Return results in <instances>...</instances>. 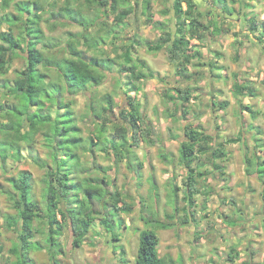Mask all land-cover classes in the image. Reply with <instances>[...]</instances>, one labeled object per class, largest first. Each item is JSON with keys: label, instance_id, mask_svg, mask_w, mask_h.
Returning a JSON list of instances; mask_svg holds the SVG:
<instances>
[{"label": "rangeland", "instance_id": "rangeland-1", "mask_svg": "<svg viewBox=\"0 0 264 264\" xmlns=\"http://www.w3.org/2000/svg\"><path fill=\"white\" fill-rule=\"evenodd\" d=\"M16 1L20 0H12L9 7L5 9L3 8V0H0V16H5L7 12L17 14L18 11L14 5ZM40 1L41 4L47 3V0ZM62 1L60 0V4L63 3ZM155 1L156 3L152 5L153 8L157 10L158 8L161 10L164 8L171 9L169 0ZM222 2L224 1L199 0V6L203 13L202 17H199L200 21L204 24H210L209 27L211 24L218 26V31L225 28L226 31L231 29V32L233 28L235 29V26L233 27L230 21L235 19H241L240 24L246 21L251 25L253 18L256 22H264V0H227L229 6L227 11L232 14L224 12V8L221 6ZM130 4L136 7L137 12L144 10L145 14L146 11H151L146 6V0H131ZM76 5H78L76 8H80L82 12L79 18L87 23L89 22L90 28L86 30L82 26L73 23L61 25L57 21L63 19L62 17L53 16L51 11L44 12L41 26L46 36L40 41L39 48H42L46 57L52 53L53 57L60 60L69 55L66 50L68 40L75 36L78 37L80 32H88L90 36L98 38V48L88 50L84 44L80 47L86 50L89 56H97L100 59L109 57L115 49L109 40L113 23L116 22L114 20L115 13L111 8L102 7L101 4L89 7L84 0H80ZM218 6L220 7L218 8ZM47 8H52L54 13L58 11V8L49 5ZM161 10L157 13L160 14L163 20L165 19L164 21H167V26L170 25L171 27L172 20L175 23L173 15L171 13L170 15L163 14ZM221 22H225L227 25L220 27ZM0 29L7 30V22L3 23ZM13 30L16 35L21 34L22 25L13 26ZM239 33L240 37H244L246 30L241 28ZM230 34L232 35V33ZM234 34L236 37L238 36V32ZM231 35L219 40L220 43H218V35H216L212 52H209L207 48L208 39L206 37L201 40V43L191 45L197 49L200 46L203 55L191 61L188 71V74L191 75L189 79H183L176 74L178 63L170 60L167 47L162 48L160 51H149L147 47L143 46L137 59L141 60V57L146 55H149L150 58L144 66L143 63L134 61L139 72H146L148 76L151 73H158L160 76L155 75L153 79L150 77L141 80L140 91L128 93V90L124 89L126 86L120 83L118 74L120 67L114 65V74H108L103 84L85 87L76 95L68 96L65 99V101L74 100L72 108L75 112V124L79 128L78 135L82 138L80 147L76 149V152L80 155L82 165L78 166L74 163L72 169L74 172H79L72 175L75 178L78 176V178L72 181L71 184L76 186L75 188L80 185L85 190L89 185L103 186L101 181L105 178L110 185L108 190L115 192L118 189L124 200L132 205V210L126 213L116 212L111 206V198L108 197V204L102 205V202L94 204L95 209L99 212V218L104 216L100 215L101 213H106L103 218L115 217L116 219L115 229L113 231L109 230L104 239L110 241L106 250L110 255L113 256L115 251L119 254L121 249L119 245L111 247L112 234L123 236L127 226V231L130 234L138 233L139 237L142 230H155L160 240L159 253L160 256L165 257V264H247V262L249 264H264V185L256 176L246 175L243 166L245 163L241 151V142H237L236 145L230 142V145H228L230 136L241 137L244 130L247 132V126L243 125L239 118L242 99L237 96L235 83H239V78L234 73L244 72L248 65L247 60L252 56H261L258 60L254 58V60L249 61L254 69L259 66L258 64L264 65V45L259 41L249 44L248 41H244V38H242L241 46L238 49L235 47L237 45H234L231 41L234 38ZM49 43L52 45L49 46ZM237 49L239 50L238 53ZM193 52L195 51L192 50ZM246 52L251 56L247 55ZM210 53L214 59L212 60L214 67L208 66L207 56ZM112 56L118 59L115 55ZM25 57L26 53L22 52L15 57L6 74L0 73V102L3 104H12L16 101L10 92L9 85L13 83L18 72L24 68L26 64ZM215 58L220 59V61H216ZM119 61L123 63L124 59L119 58ZM41 68L50 80L57 77L54 68L52 70L46 67ZM225 74L227 76L224 78L220 76ZM4 82L8 85L4 86ZM259 85L260 91H264V83H259ZM173 86H182L191 90L186 119L182 114L178 113L176 115L175 103L167 100L164 96L167 91L166 87L169 90L171 89L170 94L176 95V90L172 89ZM126 93L131 95L132 102H140V111L143 113L150 131L145 139L139 136L141 139L139 145L131 146L132 139L131 137L128 138L127 148H131L133 152L135 151L138 154L139 160L134 162L142 161L143 169L139 166L134 167L130 163L129 159L132 156L130 158L123 157L114 162L113 155H108L102 150L105 139L113 136L115 124L123 123L127 127L129 125L128 119H124L121 115V110H130L128 109L130 98L127 97ZM106 95L113 97L114 110L111 112L112 120H107L103 129L100 125L103 120L97 117L94 111L108 106ZM225 102L228 103L224 104ZM64 110L61 109L60 112L62 113ZM261 110L263 111V109ZM172 113L175 115H171ZM0 119L3 120L4 118L0 117ZM63 119H65L63 116L59 118L60 121H63ZM3 121H6V119ZM260 122L264 128V120ZM185 124L212 133L217 139L216 141L210 140L208 144L214 146L217 143H222L225 146L224 149L227 148L232 154L231 156L225 155L216 161L222 167L223 165L227 166L226 168L223 167L225 171L214 167L211 154H202L195 161L194 166L198 164L196 169L204 172L197 176L198 189L202 193L196 196L193 208L196 223L185 219V213L187 212L183 197L188 170L182 165L180 159V144L186 138L183 128ZM251 128L253 126L249 129ZM252 134L253 132L249 133L247 137L249 156L253 155L255 149ZM73 135L76 134L73 133ZM94 136H97L94 141L99 140L100 142L98 145L91 146L90 138ZM261 138L264 144V134ZM23 145L25 149L24 157L26 158L21 161L15 162L9 159L8 163L2 164L0 158V246L2 247L0 264H14L20 256L18 252L13 250L19 247L21 227L17 225L15 228H8L5 221L7 214H15L17 211L13 204L14 201L10 199L8 194L9 191L12 192L8 178L17 176L21 170H29L33 176L34 199L38 201L39 207L45 212L44 189L47 170L36 164L32 156H39L41 160L49 162L52 166L55 164L42 132L36 134L31 147H28L27 144ZM90 147L93 148L91 152L88 150ZM262 149L264 151V147ZM123 150L125 149L123 148ZM260 154L259 156L264 157V152ZM123 155L125 154L123 153ZM70 158L73 159L72 156ZM86 168L88 169L86 170ZM143 170L145 174H143ZM134 174H137L138 182L134 179ZM88 178H94V181H89ZM176 185L180 187V190H176ZM211 188L212 191L215 190L217 193L214 196L206 193ZM247 190L249 191V197L248 204L245 206L244 199ZM104 199H101V201H104ZM103 207L106 209L105 211H102ZM123 217H128L126 219L127 223ZM184 221L187 223H184ZM161 223L169 224V226L163 228ZM96 224H94L95 228H97ZM34 225L33 240L40 241L42 246H47L46 236L37 231L40 228L46 230L47 225L43 219H36ZM193 228L196 229V233L199 235L197 241ZM103 232L106 233V231ZM86 239L81 246L75 247L72 232L67 225H64L63 235L59 240L66 252L58 255L56 259H52L50 251L46 247L38 249L39 246L34 245L27 254L32 260L29 264H112V261H108L105 258L106 256L104 259L99 251L100 246L98 243L102 241V236L97 238L93 231H89V236ZM139 242L140 239L137 238L136 242L135 237L133 246L131 242L127 243L126 256L127 261L131 264H135ZM247 248L252 251L249 256ZM231 251H238L235 254V263L228 260V253ZM173 254L176 257L175 259ZM116 260L118 261L115 262L116 264H126V261L121 262L119 255Z\"/></svg>", "mask_w": 264, "mask_h": 264}, {"label": "trees", "instance_id": "trees-1", "mask_svg": "<svg viewBox=\"0 0 264 264\" xmlns=\"http://www.w3.org/2000/svg\"><path fill=\"white\" fill-rule=\"evenodd\" d=\"M11 1L3 0V8H8ZM79 1L63 0V3L60 4V0H47V3L41 4L40 0H20L14 3L15 9L18 11L17 14L7 12L5 16H0V28L3 23L7 22L8 24L7 30L0 29V73L6 74L12 66L15 57L22 52L26 53L24 68L18 72L13 83L9 85L10 92L16 101L12 104L0 102V117L6 119V121L0 119V158L2 164L8 163L9 159L19 162L26 158L24 157L25 149L23 144L31 147L36 134L39 132L43 133L46 146L49 148L51 157L55 160V164L52 166L49 162L41 160L39 156H32L36 164L47 170L44 189V197L46 199L45 212L39 207L38 201L34 199L33 176L29 170H21L17 176L8 178L12 188V192L9 191L8 194L10 199L14 201L13 204L17 211L15 214L6 215V226L9 228H15L17 225L21 227L19 247L13 250L18 252L20 256L14 264H29L32 262L27 254L34 245H38V249L46 247L50 251L52 259L64 254L66 251L59 240L63 235L64 225H67L72 232L73 245L75 247L83 244L91 226L97 220L101 221L100 225L107 231H113L116 225L115 217L103 218L106 213H101L100 215L104 216L99 218V212L94 207L96 202H102V205H106L108 204V197L111 198V206L116 212L129 213L132 210V205L124 200L118 189L115 192L108 190L110 185L105 178L101 181L103 186L95 187L89 185L85 190L80 185L75 188L76 186L71 184L72 181L78 178V176L75 178L72 175L79 172H74L72 167L75 164H78V166L82 165L80 155L76 152V149L82 143V138L78 135L79 128L75 124V112L72 108L74 100L65 101V99L68 96L76 95L85 87L103 84L107 78L106 71H113V66L117 64L114 58L100 59L97 56H89L86 50L80 47L84 44L88 50L98 48L97 38L90 36L88 32H80L78 37L75 36L76 38L68 40L66 50L69 55L60 60L53 57L52 53L46 57L42 48H39L40 41L46 36L41 26L44 12L51 11L53 16L62 17L63 19H58L57 21L61 25L73 23L82 26L86 30L90 28L89 22L87 23L79 18L82 13L80 8H76L78 6L76 3ZM84 1L89 7L96 4L110 7L116 13L114 20L117 22V26H120L123 20L133 11V7L123 8L118 11V0H113L112 3H109L110 0ZM146 1V6L150 9L151 2L149 0ZM221 1H224L221 6L226 10L228 8L227 0ZM48 5L58 8V11L56 13L52 12V8H47ZM199 5V0H172L171 9L165 10V12L169 13V11H172L173 19H175L173 29L166 33L167 37H164L163 41L159 40L154 44H148L149 50L155 51L162 49L164 43H167L170 60L178 63L176 74L183 79L191 78V75L188 74L189 65L194 58H200L201 56L200 52L195 50L194 46H191V39L202 40L206 37V32L209 29V25L204 24L199 19L203 14ZM150 16L151 14L148 17ZM9 20L12 23L8 22ZM18 24L22 25V30L21 34L16 35L13 26ZM250 27L252 31L258 28L254 18ZM258 38L260 41H264L262 36ZM192 50L195 52L192 53ZM131 59V50L128 47L125 52L124 62L120 64L118 74L126 72L130 75L133 82H139L147 77V73L139 72L136 64L130 65ZM143 63L145 64V62ZM41 67H46L50 70L54 68L57 72V77L50 80ZM150 76L154 77V74L151 73ZM3 84L4 86L8 85L6 82ZM235 87L236 91L241 93L243 87L239 83ZM126 95L130 98L128 100V109L130 110H121V115L124 119H128L129 128L123 123L115 124L113 136L105 139L102 150L108 155L112 154L114 162L119 161L120 158H130L132 156L129 159L130 163L134 167H142V162H134L138 160L137 153L133 152L131 148H127L128 138L131 137L132 139L131 146L139 145L141 142L139 136L145 139L150 134V131L147 126L148 123L140 111V102H132L131 95L127 93ZM164 96L167 100L175 103L176 115L178 113L182 114L184 119H186L189 111L188 103L191 99V90L178 87L176 95L170 94L169 90H167ZM106 100L108 106L101 107L98 111L93 110L96 116L103 120L100 123L103 129L107 120H112L111 112L114 110L113 97L106 95ZM224 104H227V102ZM61 109L65 110L61 113ZM106 111L110 112L107 113ZM171 115L175 114L172 113ZM61 116L65 117L63 121L59 120ZM183 128L186 138L180 144V159L182 165L188 170L183 197L187 212L185 213V219L194 223L196 221L193 211L195 199L199 193H202L198 189L197 176L203 172L196 169L198 164L194 166L195 161L202 154H211L214 167L225 171L222 165L216 162L217 159L224 157L225 146L222 143H217L214 146L208 144L210 140L216 141L217 139L212 133L193 128L189 124H185ZM73 133L76 135H73ZM96 137L90 138L91 146L99 144V140L94 141ZM242 138L243 136L230 138L228 143L241 141ZM88 150L91 152L93 148L90 147ZM131 153L134 155H131ZM244 163L246 175L256 176L264 184V157L259 156L255 150L252 156H249L248 152H246ZM88 180L94 181V178H88ZM176 190H180L178 185H176ZM206 193H212V188ZM101 199H104V201H101ZM105 210L103 207L102 211ZM36 219H43L47 225L46 230L41 228L37 230L46 236L47 246H42L40 241L33 240ZM184 223L187 222L184 221ZM161 226L166 228L169 224L161 223ZM196 232L195 230L194 234L197 241L199 235ZM112 237L115 240L120 239V236L114 233ZM158 244L159 237L155 230H142L135 264H165V257L160 256L158 252ZM120 248L121 262L127 261L125 247L122 245ZM1 250L2 247L0 246ZM233 251L230 252L229 261H234L235 259L237 251Z\"/></svg>", "mask_w": 264, "mask_h": 264}, {"label": "crops", "instance_id": "crops-1", "mask_svg": "<svg viewBox=\"0 0 264 264\" xmlns=\"http://www.w3.org/2000/svg\"><path fill=\"white\" fill-rule=\"evenodd\" d=\"M112 1L113 0H111V3H112ZM130 1L131 0H118V3H119L118 4V8H119L118 11H120L123 8L133 7L130 4ZM149 1L151 2V4H150V6H151L150 10L151 11H149V12L146 11V13L144 14V10L137 12L136 7H133V11L131 12V14L123 20V22L120 24V26L119 25L117 26V22L113 23V26L111 29V35H110L111 37L109 40L114 45L115 49H114V52H112V54L107 58H112V57L114 58V56H112V55H115L118 58V59L114 58L117 62V64H116L117 67H120V64H122L119 61V58L124 59L125 52L128 49V47H130L131 58H132L130 65H135L136 63L134 61H138V63L145 62V64H146V61L148 60V58H150L149 55H146L145 57H141V60L137 59V56H139V52H140L141 48L143 46H145L149 50L148 44H150V43L154 44L159 40L163 41L162 39H164V37H167L166 33L170 32V30L173 29V25H174L173 20L171 19L172 20L171 27H170V25L167 26V24H166L167 21H164L165 19L163 20L161 18L160 14L157 13V11H160L161 9L158 8V10H157V9L153 8V6H152L153 3H156V1L155 0H149ZM169 1L172 4V0H169ZM219 7L220 6H218V8ZM106 8H108V7H106ZM228 8H229V6H228ZM227 9L224 10V12L227 13L228 12ZM165 10H167V8H164L163 10H161L163 14H169V15H170V13L172 14V11H169V13H166ZM149 14H151L150 17H148ZM228 14H232V13L228 12ZM115 16H116V13L114 15V19H115ZM101 18H103V17H101ZM230 22H231L233 27L235 26V29L233 28L232 32L230 31L231 29L226 31L225 28L222 29V31H218L217 30L218 26L216 27L214 24H211V26L209 27V29L206 32V34H207L206 38L208 39L207 48L209 49V52L213 51L212 45L216 41L215 40L216 35H218L217 40L219 41L227 35L230 36L231 35L230 33H232L231 36L234 37L231 41H233L234 45H237L235 47L238 49L241 46L242 38H244V41H248L247 43H249V44L250 43L254 44V43H256V41H259V42H261L262 45H264V41H260L258 38L259 36H262L264 38V33H263L264 23L263 22H257L258 28H256L255 31L251 30L250 24L246 21H244L242 24H240L241 19H235V20H232ZM206 25H210V24H206ZM222 25L225 26L227 24H225V22H221L220 27H223ZM239 28L246 30V34L244 37H240V33H239L240 29ZM236 32H238L237 37L234 34ZM126 37H128V38L124 39ZM194 40H196V41L194 42ZM191 41H192L191 45H193L194 43H201V40H198L196 38L192 39ZM218 43H220V41ZM121 47H124V48L121 49ZM165 47L168 48L167 43L166 44L164 43L163 48H165ZM238 49H237V53L239 51ZM195 50L199 51L200 54L203 55V50L200 46L198 47V49L195 48ZM149 51H151V50H149ZM155 51H157V50H155ZM247 55H250V54L247 53ZM254 56H256V54H254ZM207 57H208V66L214 67L213 62H212V60H214V59L211 56V53ZM254 58H256L258 60V58H261V56H256V57L252 56L249 60H247L248 65H247L246 69L244 70V72L234 73V75L238 76L239 84L243 87L241 93H238V95H237L239 98L241 97V99H242V101L240 103L239 118L241 119V122L243 123V125L247 126V132H248L247 133L244 130L242 140L237 141L238 143L241 142V146H242L241 151H242L243 159L245 157L246 152H248L247 145L249 143L247 141L248 140L247 137H248L249 133L253 132V134H252L253 140L252 141H253V144L255 145L254 150L256 151V153L258 155H261L260 153L264 152L262 149L264 147V144L262 143V138H261V137H263V134H264V128H263V126H261L262 124L260 122L261 120H264V115H263L264 114V91H260V85H259V83H261V84L264 83V65L258 64L259 66L257 65L258 67L256 69H254L252 67V64L249 62L252 59L254 60ZM215 60L220 61V59H217V58H215ZM219 71H221V70H219ZM106 72H107V76H108V74H111V75L114 74V72L110 71V70L106 71ZM155 75L160 76L158 73H155L154 77L147 75V77H145L144 79L150 78V77L153 79V78H155ZM220 76L224 78L227 76V74L220 75ZM119 78H120L121 85L126 86L124 89L128 90V93H131V92L136 93L137 91H140L139 89H140V85H141L140 82L141 81L133 82L130 75L126 72L121 73L119 75ZM235 85H236V83H235ZM178 87L182 88V89L184 88L182 86H173L172 89L177 90ZM166 88H167V90H169L168 87H166ZM169 91L171 93V89ZM261 103H262V105H261ZM213 105H214V103H213ZM261 109H263V111ZM251 126H253V128L249 129ZM222 136H223V134H222ZM255 136H257V138H255ZM230 138H236V136H230L229 139ZM237 142H232V144L236 145V144H238ZM228 145H230V144L228 143ZM226 149H225V155L231 156L232 155L231 152L228 149L227 150ZM137 156H138V154H137ZM243 166L245 169L246 168L245 164ZM223 167L226 168L227 166L223 165ZM143 168L144 167H142V169ZM151 171H152V169H151ZM144 172L145 171L143 170V174H145ZM134 179H136V182H138L137 181V179H138L137 174H134ZM247 183H248V181H247ZM127 218L123 217V219H125V220ZM96 223H97L96 224L97 228H95V226L93 225L90 232L93 231L95 233V235L97 236V238L102 236V241H100L98 243V245L100 246L99 251L101 252V255L103 256V258L106 256L105 258H107L108 261H112L111 262L112 264H116L115 262H118L116 260V258L118 257V255L120 258L121 255H120V253L119 254L113 253L114 255L112 256V255H110L109 252H106L107 247L109 245L108 243H110V241H105L104 239H105V235L109 231H107L103 226L100 225V220H97ZM126 223H127V220H126ZM103 231H106V233H104ZM88 236H89V233L86 235L85 240H87L86 238ZM135 237H136V242H137V238L140 239L138 233L137 234H130L127 231V226H126L125 233L123 236H120L119 240H115L111 236V240H112L111 247L116 246V245H119V246L123 245L125 247L126 253H127V250H128L127 243L131 242V244L133 246L135 244V243L133 244V242H135ZM131 238H133V239H131ZM124 239H126L127 241H125ZM159 242H160V240H159ZM158 246H159V244H158ZM112 252H114V251H112ZM137 252H138V250H137ZM158 252H159V247H158ZM171 253H173V252H171ZM174 254H173V256L175 259L176 257ZM126 258H127V256H126ZM135 259H136V257H135ZM126 264H131V263L129 261H126Z\"/></svg>", "mask_w": 264, "mask_h": 264}, {"label": "flooded vegetation", "instance_id": "flooded-vegetation-1", "mask_svg": "<svg viewBox=\"0 0 264 264\" xmlns=\"http://www.w3.org/2000/svg\"><path fill=\"white\" fill-rule=\"evenodd\" d=\"M109 3H111V0L109 1ZM103 7V6H102ZM247 185H248V183H247ZM210 194H213V195H215V194H217L216 193V191L214 190V191H212V193H210ZM248 197H249V191L247 190L246 191V194H245V199H244V201H245V206L248 204ZM196 229L195 228H193V231H195ZM238 252V251H237ZM247 253H248V256L252 253V251H250L249 250V248H247ZM229 256H230V252L228 253V258H229ZM229 260V259H228ZM235 260H236V257H235ZM233 261L234 263L236 262V261ZM216 264H219V263H216ZM247 264H249L248 262H247Z\"/></svg>", "mask_w": 264, "mask_h": 264}]
</instances>
